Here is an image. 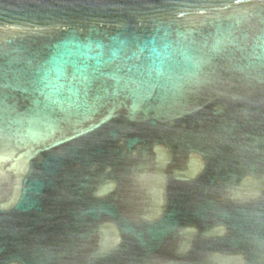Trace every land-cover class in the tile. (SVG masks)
Here are the masks:
<instances>
[{"label":"water","instance_id":"water-1","mask_svg":"<svg viewBox=\"0 0 264 264\" xmlns=\"http://www.w3.org/2000/svg\"><path fill=\"white\" fill-rule=\"evenodd\" d=\"M0 264H264V0H0Z\"/></svg>","mask_w":264,"mask_h":264}]
</instances>
